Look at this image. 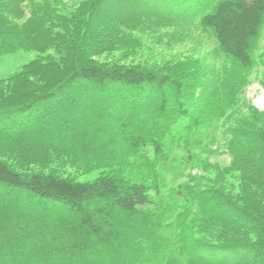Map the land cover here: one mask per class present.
Masks as SVG:
<instances>
[{
    "label": "trees",
    "instance_id": "16d2710c",
    "mask_svg": "<svg viewBox=\"0 0 264 264\" xmlns=\"http://www.w3.org/2000/svg\"><path fill=\"white\" fill-rule=\"evenodd\" d=\"M145 1L151 11L124 15L119 0H93L70 18L59 0H0V54L42 55L0 80V264H264V115L256 110L226 132L229 167L169 191L166 176L153 186L117 172L80 182L17 169L122 151L142 155L158 177L210 151L221 99L238 96L236 85L225 88L227 72H213L210 86L92 56L113 55L151 27L195 29L228 64L250 70L264 0ZM108 4L115 17L100 16Z\"/></svg>",
    "mask_w": 264,
    "mask_h": 264
},
{
    "label": "rangeland",
    "instance_id": "374dc122",
    "mask_svg": "<svg viewBox=\"0 0 264 264\" xmlns=\"http://www.w3.org/2000/svg\"><path fill=\"white\" fill-rule=\"evenodd\" d=\"M59 1L62 8H60L61 14L70 18H78L81 14L87 13L93 0ZM143 1L146 2L145 0H119V4L125 6L122 13L126 15L139 10H146V3L141 4ZM112 9L110 4L104 6L100 16L106 17L111 13L110 15L115 17L116 13L109 11ZM147 9L151 11L152 7L147 6ZM132 36L130 43H125L126 45H123L113 55L92 57L101 62L118 61L125 64H139L151 70L173 73L175 76L184 77L196 84L203 80L204 82L209 81L210 86L213 72L221 71L222 79L227 72L228 75L225 80H229L230 83L225 87L226 90L228 87L237 86L238 96L235 99H221V109H225V115L218 122L216 141L214 144H209L210 151L207 149L200 151L198 165L190 166L178 174L165 172L166 175L162 169L159 172L155 169V174H158V177L151 174L154 171L146 161L147 166L144 164L142 155H131L122 151H117L112 155L107 154L99 161L88 155L77 154L73 159H61L60 162L45 165L42 169L39 166H30L29 168L17 167L18 170L53 171L80 182H93L101 175L117 172L132 178L143 179L148 184L153 185L158 181L161 182L162 178L166 176L165 190L169 191L176 189L181 183L194 184L195 180H199V177L205 176L207 180H211L214 178L213 171L216 170V167L227 168L230 166L231 155L224 148L220 149L221 146H224V141L226 142L227 130L236 125L239 120H246L251 109L264 115V61L262 59L264 56V39L255 56V67L250 70H241L231 66L227 60L216 54V46L213 41L195 29L183 32L180 28L151 27L144 33L135 32ZM49 55H53V52H48L43 57ZM40 57L42 55L39 53L22 49L0 54V80H7L20 72L27 64ZM225 88L224 94L226 93ZM178 153L179 156L183 155L180 151ZM233 176L235 175H230L229 178ZM232 179L229 180L234 182ZM203 184L205 187L213 189L210 187L212 185L206 181ZM11 200L19 202L18 197L11 198ZM206 241L215 242V240L207 239Z\"/></svg>",
    "mask_w": 264,
    "mask_h": 264
},
{
    "label": "bare ground",
    "instance_id": "6f19581e",
    "mask_svg": "<svg viewBox=\"0 0 264 264\" xmlns=\"http://www.w3.org/2000/svg\"><path fill=\"white\" fill-rule=\"evenodd\" d=\"M201 1H202V0H201ZM205 1H206V0H205ZM198 2H200V1L198 0ZM198 2H197V3H198ZM202 3H203V2H202ZM198 4H199V3H198ZM196 6H197V5H196ZM198 7H199V6H198ZM196 9H197V8H196ZM200 9H201V8H200ZM196 11H197V10H196ZM198 11H199V10H198ZM200 12H201V11H200ZM196 13H199V12H196ZM201 13H202V12H201ZM199 14H200V13H199ZM202 14H203V13H202ZM178 17H180V16H178ZM178 17H177V18H178ZM200 18H201V17H200ZM175 22H176V20H175ZM198 23H199V22H198ZM201 23H202V22H201ZM216 40H217V39H216ZM218 45H219V44H218ZM257 46H258V45H257ZM219 47H220V46H219ZM230 57H231V56H230ZM239 64H240V63H239ZM249 69H250V68H249ZM213 81H214V80H213ZM214 82H215V81H214ZM208 83H209V81H208ZM203 84H204V83H203ZM204 87H205V86H204ZM222 88H223V86H222ZM222 88H221V89H222ZM206 89H207V88H206ZM201 90H202V89H201ZM203 90H204V88H203ZM207 90L209 91L210 89H207ZM208 91H207V92H208ZM207 92H206V93H207ZM214 92H215V91H214ZM214 92H213V93H214ZM200 93H201V92H200ZM208 93H210V92H208ZM210 94H212V93H210ZM210 94H209V95H210ZM206 95H207V94H206ZM209 95H208V96H209ZM201 102H202V101H201ZM201 102H200V103H201ZM231 104H232V103H231ZM196 105H197V104H196ZM196 105H195V107H196ZM200 105H201V104H200ZM201 106H202V105H201ZM214 106H215V104H214ZM197 107H198V105H197ZM225 107H226V106H225ZM216 108H217V107H216ZM193 109H194V107H193ZM218 109H219V108H218ZM218 109H215V110H218ZM227 109H228V108H227ZM224 110H225V109H224ZM194 111H195V110H194ZM218 111H219V110H218ZM223 113H224V112H223ZM195 114H196V113H195ZM208 114H209V113H208ZM196 116H197V115H196ZM204 122H205V121H204ZM194 124H195V123H194ZM203 126H204V125H203ZM204 130H205V129H204ZM230 133H232V132H230ZM201 134H202V133H201ZM198 136H199V135H198ZM198 136H197V137H198ZM198 139H199V138H198ZM196 142H197V141H196ZM199 143H200V142H199ZM190 148H191V147H190ZM191 149H192V148H191ZM192 150H193V149H192ZM124 154H125V153H124ZM138 154H139V153H138ZM195 154H196V153H195ZM131 155H132V154H131ZM209 167H210V166H209ZM158 172H159V171H158ZM145 179H146V178H145ZM164 179H165V178H164ZM161 181H162V180H161ZM153 186H154V185H153ZM160 186H161V185H160ZM184 186H185V185H184ZM161 188H162V187H161ZM182 188H183V186H182ZM182 190H184V189H182ZM169 196H170V195H169ZM170 200H171V199H170Z\"/></svg>",
    "mask_w": 264,
    "mask_h": 264
}]
</instances>
